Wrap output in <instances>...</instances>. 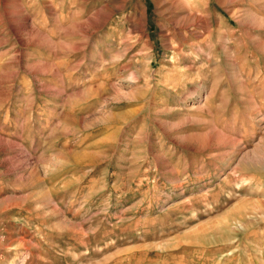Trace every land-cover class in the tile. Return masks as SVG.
<instances>
[{
    "label": "rangeland",
    "instance_id": "374dc122",
    "mask_svg": "<svg viewBox=\"0 0 264 264\" xmlns=\"http://www.w3.org/2000/svg\"><path fill=\"white\" fill-rule=\"evenodd\" d=\"M0 264H264V0H0Z\"/></svg>",
    "mask_w": 264,
    "mask_h": 264
}]
</instances>
